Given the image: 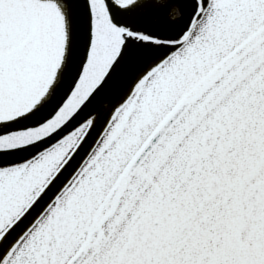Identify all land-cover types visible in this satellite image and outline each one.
Returning a JSON list of instances; mask_svg holds the SVG:
<instances>
[{"label": "snow or ice", "instance_id": "snow-or-ice-1", "mask_svg": "<svg viewBox=\"0 0 264 264\" xmlns=\"http://www.w3.org/2000/svg\"><path fill=\"white\" fill-rule=\"evenodd\" d=\"M0 264H264V0H0Z\"/></svg>", "mask_w": 264, "mask_h": 264}]
</instances>
